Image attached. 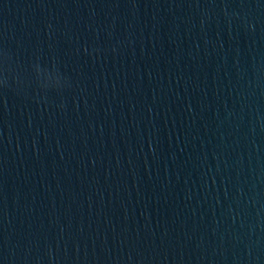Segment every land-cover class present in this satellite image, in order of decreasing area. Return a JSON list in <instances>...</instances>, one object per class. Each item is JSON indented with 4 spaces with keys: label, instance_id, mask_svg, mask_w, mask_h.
<instances>
[{
    "label": "water",
    "instance_id": "95a60500",
    "mask_svg": "<svg viewBox=\"0 0 264 264\" xmlns=\"http://www.w3.org/2000/svg\"><path fill=\"white\" fill-rule=\"evenodd\" d=\"M0 264H264V0H0Z\"/></svg>",
    "mask_w": 264,
    "mask_h": 264
}]
</instances>
